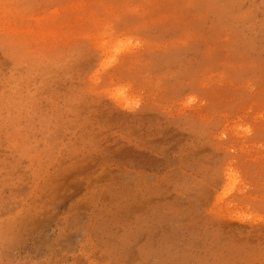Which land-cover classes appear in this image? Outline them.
I'll return each instance as SVG.
<instances>
[{"label":"rangeland","instance_id":"obj_1","mask_svg":"<svg viewBox=\"0 0 264 264\" xmlns=\"http://www.w3.org/2000/svg\"><path fill=\"white\" fill-rule=\"evenodd\" d=\"M0 264H264V0H0Z\"/></svg>","mask_w":264,"mask_h":264}]
</instances>
